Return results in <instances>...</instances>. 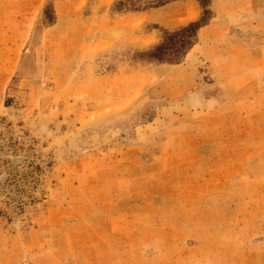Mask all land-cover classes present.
I'll list each match as a JSON object with an SVG mask.
<instances>
[{
	"label": "rangeland",
	"instance_id": "374dc122",
	"mask_svg": "<svg viewBox=\"0 0 264 264\" xmlns=\"http://www.w3.org/2000/svg\"><path fill=\"white\" fill-rule=\"evenodd\" d=\"M0 0V264H264V0Z\"/></svg>",
	"mask_w": 264,
	"mask_h": 264
},
{
	"label": "trees",
	"instance_id": "16d2710c",
	"mask_svg": "<svg viewBox=\"0 0 264 264\" xmlns=\"http://www.w3.org/2000/svg\"><path fill=\"white\" fill-rule=\"evenodd\" d=\"M176 0H116L113 7L116 11H140L164 6ZM203 8L200 18L174 31H167L162 43L148 53L149 58L161 61L181 62L190 49L196 44L199 30L209 24L213 17L210 9L212 0H198Z\"/></svg>",
	"mask_w": 264,
	"mask_h": 264
}]
</instances>
